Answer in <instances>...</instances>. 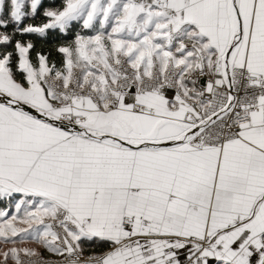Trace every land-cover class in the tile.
Segmentation results:
<instances>
[{"label": "snow or ice", "instance_id": "1", "mask_svg": "<svg viewBox=\"0 0 264 264\" xmlns=\"http://www.w3.org/2000/svg\"><path fill=\"white\" fill-rule=\"evenodd\" d=\"M0 264H264V0H0Z\"/></svg>", "mask_w": 264, "mask_h": 264}]
</instances>
